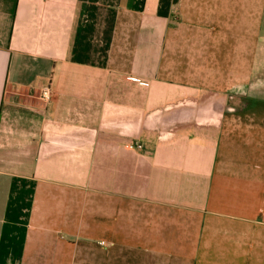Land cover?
Masks as SVG:
<instances>
[{"label":"crops","instance_id":"obj_1","mask_svg":"<svg viewBox=\"0 0 264 264\" xmlns=\"http://www.w3.org/2000/svg\"><path fill=\"white\" fill-rule=\"evenodd\" d=\"M0 264H264V0H0Z\"/></svg>","mask_w":264,"mask_h":264},{"label":"built area","instance_id":"obj_2","mask_svg":"<svg viewBox=\"0 0 264 264\" xmlns=\"http://www.w3.org/2000/svg\"><path fill=\"white\" fill-rule=\"evenodd\" d=\"M42 96H43V99H45L46 101H48L49 98H50V92H49V89L44 90Z\"/></svg>","mask_w":264,"mask_h":264}]
</instances>
